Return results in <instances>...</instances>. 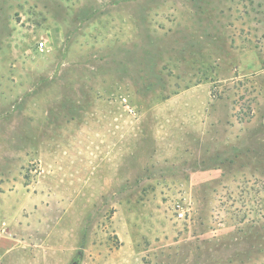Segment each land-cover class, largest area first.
I'll list each match as a JSON object with an SVG mask.
<instances>
[{"label":"rangeland","instance_id":"1","mask_svg":"<svg viewBox=\"0 0 264 264\" xmlns=\"http://www.w3.org/2000/svg\"><path fill=\"white\" fill-rule=\"evenodd\" d=\"M48 263L264 264V0H0V264Z\"/></svg>","mask_w":264,"mask_h":264},{"label":"built area","instance_id":"2","mask_svg":"<svg viewBox=\"0 0 264 264\" xmlns=\"http://www.w3.org/2000/svg\"><path fill=\"white\" fill-rule=\"evenodd\" d=\"M44 47V44H41V48H43Z\"/></svg>","mask_w":264,"mask_h":264},{"label":"crops","instance_id":"3","mask_svg":"<svg viewBox=\"0 0 264 264\" xmlns=\"http://www.w3.org/2000/svg\"><path fill=\"white\" fill-rule=\"evenodd\" d=\"M48 264H52V263H48ZM63 264H65V263H63Z\"/></svg>","mask_w":264,"mask_h":264}]
</instances>
